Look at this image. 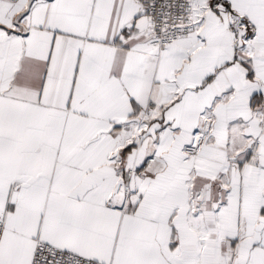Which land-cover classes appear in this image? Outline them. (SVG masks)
<instances>
[{
	"label": "snow or ice",
	"instance_id": "6c2138e0",
	"mask_svg": "<svg viewBox=\"0 0 264 264\" xmlns=\"http://www.w3.org/2000/svg\"><path fill=\"white\" fill-rule=\"evenodd\" d=\"M0 264H264V0H0Z\"/></svg>",
	"mask_w": 264,
	"mask_h": 264
}]
</instances>
